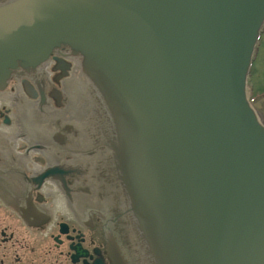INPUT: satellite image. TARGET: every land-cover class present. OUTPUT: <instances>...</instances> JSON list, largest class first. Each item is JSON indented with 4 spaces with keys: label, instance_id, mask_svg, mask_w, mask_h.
I'll return each mask as SVG.
<instances>
[{
    "label": "water",
    "instance_id": "obj_1",
    "mask_svg": "<svg viewBox=\"0 0 264 264\" xmlns=\"http://www.w3.org/2000/svg\"><path fill=\"white\" fill-rule=\"evenodd\" d=\"M263 26L264 0H11L0 88L70 46L148 261L264 264V96L246 91Z\"/></svg>",
    "mask_w": 264,
    "mask_h": 264
},
{
    "label": "flooded vegetation",
    "instance_id": "obj_2",
    "mask_svg": "<svg viewBox=\"0 0 264 264\" xmlns=\"http://www.w3.org/2000/svg\"><path fill=\"white\" fill-rule=\"evenodd\" d=\"M110 129L70 46L13 72L0 88V264H150Z\"/></svg>",
    "mask_w": 264,
    "mask_h": 264
},
{
    "label": "rangeland",
    "instance_id": "obj_3",
    "mask_svg": "<svg viewBox=\"0 0 264 264\" xmlns=\"http://www.w3.org/2000/svg\"><path fill=\"white\" fill-rule=\"evenodd\" d=\"M258 47L249 87L254 94L264 91V32ZM249 91V89H248ZM250 94V92H249Z\"/></svg>",
    "mask_w": 264,
    "mask_h": 264
}]
</instances>
